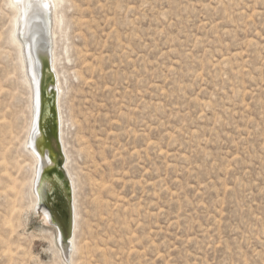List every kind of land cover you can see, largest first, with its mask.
<instances>
[{
  "label": "rangeland",
  "instance_id": "obj_1",
  "mask_svg": "<svg viewBox=\"0 0 264 264\" xmlns=\"http://www.w3.org/2000/svg\"><path fill=\"white\" fill-rule=\"evenodd\" d=\"M16 12L0 0V264H264V0L47 12L78 216L68 254L33 207Z\"/></svg>",
  "mask_w": 264,
  "mask_h": 264
},
{
  "label": "bare ground",
  "instance_id": "obj_2",
  "mask_svg": "<svg viewBox=\"0 0 264 264\" xmlns=\"http://www.w3.org/2000/svg\"><path fill=\"white\" fill-rule=\"evenodd\" d=\"M58 0H13L15 3V8L17 10V18L15 22V29L13 32V37L19 48L20 61L24 70V75L26 78V83L30 90V102H31V126L28 129L27 137L25 140V147L27 152L30 154L33 160V173H32V183H31V193L34 198V208L35 210L41 212L44 219L52 225V220L49 212L38 206V184L41 179V172L45 169L46 165H41L39 159L34 152L33 145L36 140V119L38 113V84L39 75L36 70L35 62H39L41 67L44 69L46 65L52 72L54 80L52 82L51 90L55 93V105H56V127L58 133V140L60 143L61 151L65 158V171L68 176V184L70 186V198L72 207V231L71 236L67 241H62L60 237V231L58 228L54 227L57 235V240L62 251L68 254L72 249H74V239L77 230V214L75 208V193L72 175L68 170V154L65 150L63 137H62V113H61V88L58 78V73L55 67V53L50 45L49 38L45 41L44 35H47V23L48 17L47 12L53 10V23L56 22L55 11L57 8ZM49 15V14H48ZM15 20V19H14ZM53 34V33H52ZM20 36L24 39V42L20 40ZM31 44H33V49H31ZM34 51V53L32 52ZM47 156L51 157L50 153ZM52 159V158H51Z\"/></svg>",
  "mask_w": 264,
  "mask_h": 264
},
{
  "label": "water",
  "instance_id": "obj_3",
  "mask_svg": "<svg viewBox=\"0 0 264 264\" xmlns=\"http://www.w3.org/2000/svg\"><path fill=\"white\" fill-rule=\"evenodd\" d=\"M47 38V35H44L45 41ZM32 52L34 53L33 50ZM35 66L39 75V102L33 149L39 163L46 165L40 174L41 179L37 188L38 206L49 212L52 225L60 231L61 240L67 241L72 231V207L68 176L64 168L65 158L56 127L55 93L50 88L54 76L47 65L43 69L36 60ZM47 153H50L51 157L47 156L46 159Z\"/></svg>",
  "mask_w": 264,
  "mask_h": 264
}]
</instances>
